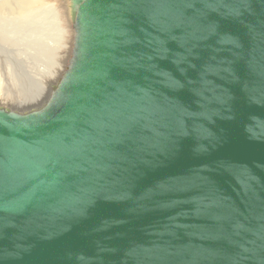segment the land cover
I'll return each mask as SVG.
<instances>
[{"label":"water","instance_id":"water-1","mask_svg":"<svg viewBox=\"0 0 264 264\" xmlns=\"http://www.w3.org/2000/svg\"><path fill=\"white\" fill-rule=\"evenodd\" d=\"M66 70L0 105V264H264V0H69Z\"/></svg>","mask_w":264,"mask_h":264},{"label":"rangeland","instance_id":"rangeland-1","mask_svg":"<svg viewBox=\"0 0 264 264\" xmlns=\"http://www.w3.org/2000/svg\"><path fill=\"white\" fill-rule=\"evenodd\" d=\"M6 2L10 4L0 8V29L6 30V42L10 46L16 45L10 47L3 42L16 58L7 62V76L13 78L15 74L14 78L20 81L14 84V89H7V81L2 80L0 75V105L13 109L10 102L12 95L20 94L24 101L28 93L21 85L28 81L23 80L22 70L29 71L37 85L45 84L52 92L69 63L75 28L71 21L69 0H44L42 4L29 9L22 7L24 0H0V5ZM4 20L9 21L6 27ZM0 39L5 41L2 33ZM2 62L0 58V73ZM34 90L33 87L32 93Z\"/></svg>","mask_w":264,"mask_h":264},{"label":"bare ground","instance_id":"bare-ground-1","mask_svg":"<svg viewBox=\"0 0 264 264\" xmlns=\"http://www.w3.org/2000/svg\"><path fill=\"white\" fill-rule=\"evenodd\" d=\"M43 1L44 0H24V3L21 5L25 9H29L33 6H38V5L42 4ZM9 4H10V2H6L4 4H1L0 8H3L4 6H7ZM8 23H9V21L6 20L4 23L5 27L8 25ZM5 32H6L5 28L3 31L0 29V34L2 33L3 37L5 39V41L0 39V58L4 61V62H2V70H1L0 75H1L2 80L5 79L7 81L6 87H7V89H9V88H13L14 84L16 82H19L20 80L18 79V81H17L16 78H14V77H16L15 74L13 75V78L7 76L8 75V63L7 62L9 61V59H13V58L16 59V58H15V55L13 53H10V51H8L9 48H7V46L4 45V44H9L8 42H6ZM3 42H4V44H3ZM9 46H10V44H9ZM11 46L13 47L16 45L13 44ZM18 64L21 66L22 69L24 68V66L22 65V63L20 61L18 62ZM21 74L24 77L23 80L24 79L28 80L25 83H21V85L24 86V88L26 89V91H28V93L25 94V97H24L25 100L24 101H22L23 98H21L20 94L12 95V97H11L12 100L10 102L13 104V109L17 110V111L20 110V112H25V111H30L33 108H38V107L42 106L50 98L49 97V95L51 93L50 88L45 84L37 85L36 84L37 81L33 78V76L27 70H22ZM33 87L35 88V90L32 93ZM30 88H32V89H30ZM1 93H2V91L0 89V94ZM13 109H11V110H13Z\"/></svg>","mask_w":264,"mask_h":264}]
</instances>
